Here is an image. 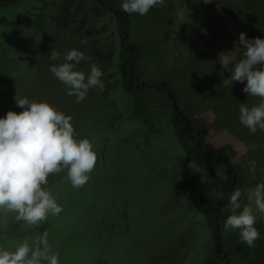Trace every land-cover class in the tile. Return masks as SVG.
Here are the masks:
<instances>
[{
    "label": "rangeland",
    "instance_id": "obj_1",
    "mask_svg": "<svg viewBox=\"0 0 264 264\" xmlns=\"http://www.w3.org/2000/svg\"><path fill=\"white\" fill-rule=\"evenodd\" d=\"M174 2L173 24L158 55L150 42L155 33L151 23L165 15L158 30L160 39L170 26L168 1L139 19L138 29L132 32V40L146 47L143 57L147 62L143 61L140 70L146 67L152 71L151 78L140 80L165 82L195 129L206 130L204 148L221 150L229 157L237 174L236 189L243 193V207L248 203V190L264 183V132L252 134L242 126L239 107L240 103L251 107L259 98L242 91L246 82H223L230 72L222 68L219 57L223 53L233 62L242 58L244 50L234 47L241 32L248 38H264V0ZM36 4V0H0V18L14 20ZM104 14L97 0H62L41 29V20L32 16L19 26L0 22V117L10 110L22 111L14 100L17 93L30 100L49 101L73 117L80 137L89 138L98 155L90 181L80 189L71 187L66 173L49 177V189L63 205L59 216L29 227L8 213L6 248L14 250L24 239L48 231L53 249L60 254V264H218L217 256H207L209 249L210 254L218 248L216 231L221 234L220 255H232L241 244L238 232L222 231L224 221L233 214L229 202L222 206L220 229L214 221L213 202L227 200L225 192L216 193L217 181L223 184L218 173L221 169L226 172L227 166L195 159L201 174L195 181L197 173L184 167L189 162L182 157L188 137L181 134L182 126H176L177 137L171 126L156 136L144 137L140 130L151 120V112L140 97L154 95L173 106L172 100L154 88L140 93L134 116L120 115L113 122L109 98L122 102V95L118 82H109L114 72H104V68L119 53L113 52L109 42L98 43L100 38L114 39L111 30L100 23ZM85 38L87 44L81 45ZM53 48L61 57L73 48L84 51L104 72V91L93 89L82 103H75V97L68 96L64 85L49 71L51 64L61 62L49 58ZM78 67L87 72L89 65L82 62ZM170 119H175L173 114ZM111 125L116 128L111 129ZM193 150L199 152L198 147ZM194 181L189 189L184 187ZM225 181L232 184V176H226ZM256 227L261 238L255 247L246 246L251 253L248 257L263 260L264 215Z\"/></svg>",
    "mask_w": 264,
    "mask_h": 264
},
{
    "label": "clouds",
    "instance_id": "obj_2",
    "mask_svg": "<svg viewBox=\"0 0 264 264\" xmlns=\"http://www.w3.org/2000/svg\"><path fill=\"white\" fill-rule=\"evenodd\" d=\"M166 2L121 0L119 8L128 15L145 16ZM87 42L80 40L81 45ZM234 47L244 50L241 59L233 62L223 53L219 57L222 68L230 72L223 82H246L242 91L259 98V103L251 107L240 103L239 122L252 134L264 132V38H248L241 32ZM49 58L61 61L51 64L49 71L64 85L66 94L75 97V103H82L93 89L104 91V72L84 51L73 48L61 57L53 48ZM82 62L89 65L87 72L78 67ZM14 100L22 111L10 110L0 117V216L11 213L16 221L38 227L63 211L58 195L49 189V177L66 173L71 187L80 189L90 181L98 155L94 143L80 137L71 115L46 100H30L18 93ZM226 195L233 214L224 221L223 231L238 232L241 244L255 247L261 238L256 224L264 215V183L248 190L243 207L240 189ZM0 264H60V254L44 231L34 239H24L14 250L0 245Z\"/></svg>",
    "mask_w": 264,
    "mask_h": 264
},
{
    "label": "flooded vegetation",
    "instance_id": "obj_3",
    "mask_svg": "<svg viewBox=\"0 0 264 264\" xmlns=\"http://www.w3.org/2000/svg\"><path fill=\"white\" fill-rule=\"evenodd\" d=\"M112 1H114L113 2L114 5L111 2V0H97L98 4L103 6L105 11V14L100 19V22L102 21L104 26H107L108 30H111L112 34L114 35L113 40L104 37V39H100L98 43L107 44V42H109L112 44V45L110 44V47L111 48L113 47L114 49L113 52L119 53V57L117 58L119 60V65L122 68L118 70L120 72V77L126 81L124 83L125 89L128 92L135 91L136 97L139 98L141 91L152 87L156 89L160 94H165L169 101L172 100L173 101L172 114L175 118L173 122L176 125L182 126L183 130L181 131V134H186L188 137V139L185 141V143H187L185 145H187L188 148H186L185 151L188 154H190L193 159H197L203 164H205V160H206V161H213L218 166L226 165L227 171L225 172L221 169V171H219L220 173H218L220 179L223 180V184L220 185L219 182L217 181L216 193H219L221 191L223 193L225 192L226 194L231 193L234 189H236L237 174L235 171V166L233 165L229 157L221 150H217V149L207 150L204 148L203 143H204V136L206 134V130L195 129L194 125L191 123V120L186 115H184V113L180 111V109L178 108L176 104V99L165 82L148 83L140 80V77L151 78L152 75L151 74L152 71H150V69H147L146 67L145 70L143 71L140 70L141 64H143V61H146V59H144L143 57L146 47L140 43H137L136 41H133L131 36L132 32L138 29L137 25L140 24L139 19H142L143 16H139L136 14L128 15L120 10L118 0H112ZM109 13H113L115 17L109 15ZM164 16H165L164 14H160V16L154 18L151 23L152 29L155 33L152 35V38L150 36V40H151L150 42H152L151 46H154L153 52L154 53L157 52V55L160 52L159 51L160 46L165 41L164 39L165 35L169 33L171 26L173 24L174 16H172V14L170 15L169 12L170 26L166 30L164 35L159 39L158 30L160 29V23L161 20L164 18ZM144 20L148 22L150 19L148 17H144ZM165 24L166 23L164 22V25ZM113 59L110 61V63H113ZM132 83L134 84V86L129 88V86H131ZM136 101L137 99L134 98V103L132 108L134 107V105L137 106ZM159 101L162 102V100L160 99ZM162 116L163 115L161 113L160 117ZM194 147H198L200 153L194 151L193 150ZM228 175L232 176V184H226L225 180H226V176ZM227 202H229L228 199L224 202H220V201L213 202V206H216V209H214V221L217 224L216 229L221 228L219 225V221L223 218L221 209L222 206L226 205ZM216 233L218 235L217 238L218 248L215 254L217 256V259L219 258L218 259L219 261H221L223 264H231V263L252 264L250 261H248L247 259L248 257L245 255V252L240 249V247H236L234 249L235 253H233L232 255L225 253L220 255L219 253L223 250V248L221 247V234L218 233L217 231Z\"/></svg>",
    "mask_w": 264,
    "mask_h": 264
},
{
    "label": "trees",
    "instance_id": "obj_4",
    "mask_svg": "<svg viewBox=\"0 0 264 264\" xmlns=\"http://www.w3.org/2000/svg\"><path fill=\"white\" fill-rule=\"evenodd\" d=\"M170 5H171V12H172V16H174V12H175V2L174 0H167ZM37 4L35 6V8H33L32 11H24L20 14H18L16 16V18L14 20H10L7 18H0V22H4L5 26H19L21 25L27 18H29L30 16L32 17H36L39 18L41 20V27H39L40 29L42 28L44 21L49 20V16L51 15V13L55 10V8L58 6H60L62 0H36ZM100 23H103L102 21ZM38 27L36 29H39ZM171 30V29H170ZM170 33V31H169ZM169 33L167 35H165L164 39H166L169 35ZM102 39V38H100ZM135 58V57H134ZM100 65L102 66V64L100 63ZM103 67V66H102ZM104 68V67H103ZM122 67L119 65V60L118 58L113 59V63H109L107 64V66H105V71L108 72H114L113 73V77L112 79L109 80V82H113L114 85L115 83L118 82L119 87H118V92L122 95V102H119V100H112L111 98H109V102L111 103V106L114 108L112 110V114H111V119L113 120V122H116L119 120L120 115H124V114H130L131 116L133 115V111H134V107L133 108H129L128 106L129 104L131 105V107L133 106L134 103V98L138 99V97H136V94L132 95V92H128L125 89V80H123L120 77V72L118 69H121ZM152 88V87H150ZM112 90H115L114 87ZM144 91V90H143ZM142 92V91H141ZM117 95V94H116ZM97 96V95H96ZM110 96V95H109ZM130 97V98H129ZM102 99L100 97H97V99ZM161 98V97H160ZM108 99V97L106 98V100ZM141 99V97H140ZM142 100L144 105L147 107V109L151 112V120L149 121H145V123L143 124V127L140 131H142V133L144 134V137L147 138L149 136L152 137V135H158V132H161L162 130H165L166 127L171 126V132L177 137V132H176V125L173 121L171 122V116H172V107H168L167 105V101H165V103L160 102L158 97H155L154 95H142ZM168 100V99H167ZM170 102V101H169ZM161 106V108H160ZM159 108V109H158ZM128 109V111L126 110ZM163 110V111H162ZM160 111V112H159ZM162 113V115L164 114V118L163 116L160 117V114ZM171 115V116H170ZM161 122H163V124H161ZM111 129H115L116 125H111ZM139 131V132H140ZM148 141V140H147ZM145 144V143H144ZM186 148H188L187 146L185 147L184 150H186ZM183 150V156L184 158H186L189 162H187L184 167H189L192 170H194L197 173V178L195 181H197L199 179V170L195 167V159L192 158V156L190 154H188L186 151ZM197 165V164H196ZM183 167V168H184ZM198 167V165H197ZM201 176V174H200ZM195 181L191 184H189L188 186H184V187H188V189L195 183ZM221 193V192H220ZM224 214L222 213V216ZM9 214H5L3 216H0V245H3L5 247H7V244L9 243L8 238L10 237V232L8 229V226L6 224V222L9 221ZM224 219V217L222 218ZM221 219V220H222ZM107 223L104 222L103 226L106 225ZM7 226V227H6ZM223 229V228H222ZM211 234H213L211 228H210ZM223 231V230H222ZM225 232V231H223ZM211 245L209 244V247ZM236 247H240L241 250H243L245 252V255L248 257L251 253L249 252V249L244 245L241 244H237L235 246ZM234 248V249H235ZM213 249V248H212ZM210 249L208 251V255H215L216 254L213 252V250L211 251V253L209 254ZM248 261H250L252 264H264V259H260V258H254V259H250L249 257L247 258ZM255 260V261H254ZM218 259H217V263H218ZM212 264V261L210 262ZM210 263H205V264H210ZM222 262L220 261L221 264ZM223 264V263H222Z\"/></svg>",
    "mask_w": 264,
    "mask_h": 264
}]
</instances>
